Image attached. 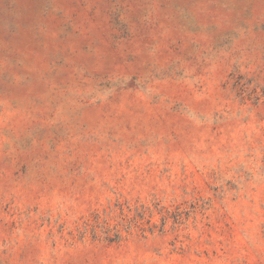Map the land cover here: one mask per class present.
I'll return each instance as SVG.
<instances>
[{
	"label": "rangeland",
	"instance_id": "374dc122",
	"mask_svg": "<svg viewBox=\"0 0 264 264\" xmlns=\"http://www.w3.org/2000/svg\"><path fill=\"white\" fill-rule=\"evenodd\" d=\"M0 264H264V0H0Z\"/></svg>",
	"mask_w": 264,
	"mask_h": 264
}]
</instances>
